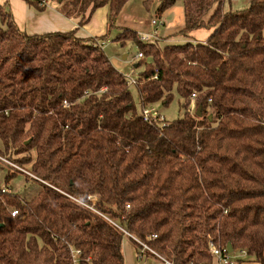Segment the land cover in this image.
<instances>
[{"label":"trees","instance_id":"16d2710c","mask_svg":"<svg viewBox=\"0 0 264 264\" xmlns=\"http://www.w3.org/2000/svg\"><path fill=\"white\" fill-rule=\"evenodd\" d=\"M53 1L80 27L107 6L110 27L128 0ZM177 2L176 35L208 30L204 42L147 43L130 30L115 40L140 51V112L104 53L107 31L29 35L0 6V155L41 185L30 200L0 190V264H74L72 251L77 264H124L123 233L71 199L89 196L173 264H210V244L243 252L237 264H264V0L240 11L143 0L157 16ZM173 93L181 117L144 119Z\"/></svg>","mask_w":264,"mask_h":264},{"label":"rangeland","instance_id":"374dc122","mask_svg":"<svg viewBox=\"0 0 264 264\" xmlns=\"http://www.w3.org/2000/svg\"><path fill=\"white\" fill-rule=\"evenodd\" d=\"M40 1V0H39ZM48 1V5L53 8H60L59 3L53 0ZM41 2V1H40ZM248 0H225L223 11H240L246 8ZM9 9L7 5H2ZM156 21V25L151 24V21ZM108 21V7H102L96 10L88 24L78 26V33L85 37L102 36L108 33L107 38L103 42V50L108 57L112 66L118 70L125 78L131 76L136 80L138 74L143 70V67L135 68L134 65L140 62L138 54L139 49L131 43L125 42L122 46L119 42L115 41L118 38L126 37V31L130 30L137 34H145L153 31L156 27V36L152 40L146 41L147 43H157L160 45H182L186 42H202L200 39H205V35L209 33L208 30H198L185 37L176 35L177 32L184 25V14L182 4L177 2L174 6L164 11L160 16L154 14L152 7L146 8L143 0H128L110 27L107 26ZM108 27V28H107ZM193 37H191V36ZM195 39V41H194ZM151 59L147 57L145 63L150 64ZM133 72V75H132ZM133 102L137 111H141V104L134 87H130ZM180 99L173 93V99L168 105L160 102L153 106L146 107L152 114L158 116L163 121H172L182 116V109L180 107ZM191 112H193V105L191 104ZM8 177V179H7ZM40 183L36 181L32 175L26 171H21L18 165L14 164L12 160L0 155V190H6L13 194L18 195L22 199H32L40 189ZM126 243L128 240L125 239ZM239 254L231 253L229 261L232 264H237ZM127 264V262H124Z\"/></svg>","mask_w":264,"mask_h":264},{"label":"crops","instance_id":"0c3cea01","mask_svg":"<svg viewBox=\"0 0 264 264\" xmlns=\"http://www.w3.org/2000/svg\"><path fill=\"white\" fill-rule=\"evenodd\" d=\"M44 1L46 4L43 5L42 10H37L35 7L29 5L26 0H0V6L7 5L16 26L20 31L29 35H39L49 32H63L77 29V19L74 17H65L59 7L53 8L48 5V1ZM77 31L78 29L76 30L77 36L85 37L80 35ZM209 33L205 35L206 38ZM206 38L204 40L200 39V41L202 40V42H204ZM197 40L198 39H196V42ZM125 239L128 240V243L125 242ZM121 249L124 262H127V264H158V261L152 255L141 252L133 240H130V238L124 237ZM210 264H219V262L215 258H212ZM240 264L257 263L243 262Z\"/></svg>","mask_w":264,"mask_h":264},{"label":"built area","instance_id":"2783aa9c","mask_svg":"<svg viewBox=\"0 0 264 264\" xmlns=\"http://www.w3.org/2000/svg\"><path fill=\"white\" fill-rule=\"evenodd\" d=\"M45 4H46V2L44 0H42L41 1V5H45ZM151 24L154 25V26H157L156 25L157 23L154 20L151 21ZM154 28L155 29L153 31L145 33V34L138 33L137 34L138 40H140L142 42H146L148 40H152V38H154L156 36V27H154ZM137 57L141 58V54L139 53ZM132 75H133V72H132ZM126 81H127V85L128 86H132L135 83V79L132 78L131 76H127L126 77ZM191 99H192V101L195 99V94L191 95ZM142 114H143V117H144L145 120H148L149 117H156V115L152 114L151 111L148 110L147 108L143 109ZM71 199L74 202H76L77 204H79L80 206H82V207H84V208H86V209H88V210H90L92 212H95L96 214L100 215L107 222H109L112 226H114L117 229H119L126 238H130V239L133 240V242L137 245V247L140 249L141 252L149 253L150 255H152L158 261V264H173L171 261H169V260L165 259L164 257L158 255L153 249H151L144 242H141L138 239L131 237V235H129L128 232L125 229H123L119 224H117L116 222L112 221L111 219L99 214L95 210L96 197L89 196L85 202H81V201H78V200L73 199V198H71ZM15 214H16V212H13L12 216H14ZM209 252L211 254V257L215 258L219 262V264H232L229 261V255L230 254L226 253V249L221 251L216 246L210 244ZM239 255L240 256L243 255V252H240ZM77 256H78L77 252H75V251L71 252V257H72V260H73L74 264H77Z\"/></svg>","mask_w":264,"mask_h":264},{"label":"water","instance_id":"95a60500","mask_svg":"<svg viewBox=\"0 0 264 264\" xmlns=\"http://www.w3.org/2000/svg\"><path fill=\"white\" fill-rule=\"evenodd\" d=\"M58 2H61V0H58ZM197 116H200V108L197 109ZM233 252L231 246L228 244L226 246V253L231 254Z\"/></svg>","mask_w":264,"mask_h":264}]
</instances>
